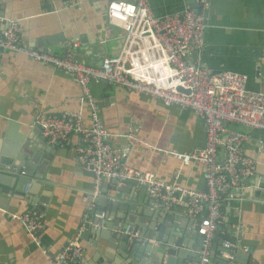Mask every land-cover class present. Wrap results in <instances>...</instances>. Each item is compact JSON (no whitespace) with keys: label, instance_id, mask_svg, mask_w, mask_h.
Segmentation results:
<instances>
[{"label":"crops","instance_id":"crops-1","mask_svg":"<svg viewBox=\"0 0 264 264\" xmlns=\"http://www.w3.org/2000/svg\"><path fill=\"white\" fill-rule=\"evenodd\" d=\"M63 1L0 0V33L10 22L18 21L24 45L59 56L68 42L77 43L76 59L90 67H99L103 57L118 54L124 32L113 28L110 39L104 37L107 6L118 0H80L77 9L65 8ZM192 5L193 0H150L155 16L179 13ZM202 10L207 21L200 64L217 73L245 75L249 91L264 93V0H205ZM89 88L110 135L109 144L125 166L153 173L168 185L205 191L203 165H184L167 155V151L191 154L204 149L205 128L192 112L165 107L106 82L91 83ZM42 112L79 114L82 125L91 127L90 109L72 75L0 51V173L5 179L12 178L11 186L0 184V264H50L49 259L57 257L76 236L85 215H89L91 225L80 239L83 264H165L150 256H126L118 243L109 247L95 235L106 226L115 228L121 213L128 214L130 210L125 209L130 206L138 219L159 204L140 185L115 198L111 182H103L93 199V176L81 170L73 149L80 138L73 136L69 148L46 147L34 124ZM235 129L249 136L244 151L255 162V172L244 189L229 193L219 236L230 235L236 240L233 256L227 258L235 260L231 264H264V150L260 149L264 131ZM18 165L22 166L15 168ZM17 176L41 182L37 194L25 193L29 186L14 185ZM119 205L125 209L118 210ZM33 209L43 217L40 248L17 220ZM174 211L185 218L181 219L183 228L197 222L183 208L175 207ZM96 221L106 226H95ZM156 244L154 247L160 246ZM212 250L215 258L221 255L218 249ZM181 264L195 261L185 259ZM210 264H214L212 260Z\"/></svg>","mask_w":264,"mask_h":264},{"label":"built area","instance_id":"built-area-1","mask_svg":"<svg viewBox=\"0 0 264 264\" xmlns=\"http://www.w3.org/2000/svg\"><path fill=\"white\" fill-rule=\"evenodd\" d=\"M65 8L77 9L80 0H64ZM197 6L205 0H193L192 6L165 16H155L150 0L113 1L107 6L105 39L112 29L124 32L117 55L105 56L99 67H90L75 57L77 43L68 42L62 56L31 49L22 42V27L12 21L0 33V51L16 53L43 65H49L72 75L90 109V128L82 125L79 114L54 115L40 113L34 124L46 147H72V137L80 144L73 147L82 171L93 176L95 199L103 182L115 181L122 187L126 181H136L149 198L165 208H183L199 223L203 237L199 264H210L215 232L222 224V209L231 191L244 189L255 172V162L247 157L244 144L248 131H264V93L247 89V77L234 72H214L200 64L204 49L206 16ZM106 82L127 92L144 95L165 107L192 112L205 128L203 150L191 154L167 151L184 165L204 166L205 191H193L168 185L153 173L125 166L109 144L110 135L98 115V107L90 92V84ZM264 150V145L260 146ZM27 193V191H24ZM26 234L40 248L43 217L35 209L17 217ZM85 215L76 236L67 242L62 252L49 259L50 264H83L82 234L90 227ZM128 235V230L124 231ZM223 248L235 245L224 242ZM227 258H231L227 256Z\"/></svg>","mask_w":264,"mask_h":264},{"label":"water","instance_id":"water-1","mask_svg":"<svg viewBox=\"0 0 264 264\" xmlns=\"http://www.w3.org/2000/svg\"><path fill=\"white\" fill-rule=\"evenodd\" d=\"M196 10L197 13H200L202 7L197 6ZM20 166L22 165L15 166V168H19ZM12 172L18 171L12 170ZM17 174L19 175V172ZM11 180V177L5 179L4 175L0 173V184L4 183L5 186H11ZM111 183L115 192V198L117 195H122L124 191L133 185H139L133 180L126 181L122 187H118L115 181ZM13 184L18 186L23 185L24 187L29 186L30 189L27 193L35 195L42 183L39 181L32 182L27 178H18L17 176L14 178ZM110 209L113 210L114 206H110ZM119 209L125 208L119 205ZM128 209L130 210L128 214L121 213L118 225L115 228H109L102 221H96L95 226L101 227L103 225L106 226V229H100L95 235L105 240L109 247L113 248L115 243H118L117 246L126 256L134 255L138 258L150 256L157 261L161 260L162 263L165 262V264H175L177 260L178 264H181L185 259H193L195 264H199V252L202 247L203 237L198 234V222L195 223L196 225L190 222L187 228H183L181 219L185 218H179L174 208L167 209L162 205L150 208L149 212H143L142 216L138 219L134 218L133 207L130 206L125 210ZM94 213L97 214V211H94ZM219 229L220 227L215 232L212 249H218L221 255L215 258V253L211 254L210 261L212 260L214 264H231L233 260H228L227 256L232 257L234 250L225 249L221 245L223 241L235 245L236 240L230 235L219 236ZM126 230H128V235L124 234ZM193 242L194 244H192ZM156 243L160 244V246L154 247V244L157 245ZM189 250H192V252L190 253ZM233 262L235 263V260Z\"/></svg>","mask_w":264,"mask_h":264},{"label":"bare ground","instance_id":"bare-ground-1","mask_svg":"<svg viewBox=\"0 0 264 264\" xmlns=\"http://www.w3.org/2000/svg\"><path fill=\"white\" fill-rule=\"evenodd\" d=\"M109 182H112V181H109Z\"/></svg>","mask_w":264,"mask_h":264}]
</instances>
